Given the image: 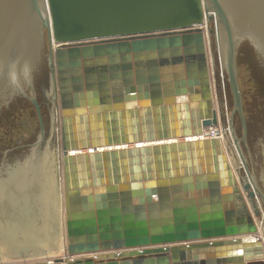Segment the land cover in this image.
Segmentation results:
<instances>
[{"label": "water", "instance_id": "1", "mask_svg": "<svg viewBox=\"0 0 264 264\" xmlns=\"http://www.w3.org/2000/svg\"><path fill=\"white\" fill-rule=\"evenodd\" d=\"M257 60L264 0H0V98L34 106L0 114V263L264 264Z\"/></svg>", "mask_w": 264, "mask_h": 264}, {"label": "flooded vegetation", "instance_id": "2", "mask_svg": "<svg viewBox=\"0 0 264 264\" xmlns=\"http://www.w3.org/2000/svg\"><path fill=\"white\" fill-rule=\"evenodd\" d=\"M40 63H41L40 66L38 67L37 71L33 75L32 93H33V95L37 101L39 109L41 110L42 118H43L44 110H46V113H47V124L43 121L44 131H45V124H46V126H47L46 128L48 129L47 131L52 133L51 110H50V101H51L50 73H51V68H50L49 64L47 63V51H45V53L43 54ZM258 63H259V61H258ZM259 67L264 74V66H262L259 63ZM25 93L27 95L30 93L29 87H27L25 89ZM23 103H26V104L28 103L29 105L34 107L28 100H26L22 95H20L18 93L14 94V97L12 96L10 101H4V100H2V98H0V114L2 115L4 112H8L12 106L20 105V104L22 105ZM247 137H248V130H247ZM50 139L52 140V134H51ZM247 145H249V137L247 138ZM30 146H33V145H30ZM22 149H23V146H17V147L12 148V151L9 150V151H6L5 153H3L2 158H1L2 161H0V172L5 169V166H7L6 162L9 161L6 158V156L8 155L7 152L17 154L18 153L17 151L22 150ZM15 158L18 159L19 155L13 156V158H10V160L15 159ZM16 159L14 161H16ZM13 163H15V162H13ZM13 163H9V164L13 165ZM0 206L2 207L1 208L2 210L8 209V207H9L8 204H4L2 202L0 203Z\"/></svg>", "mask_w": 264, "mask_h": 264}, {"label": "rangeland", "instance_id": "3", "mask_svg": "<svg viewBox=\"0 0 264 264\" xmlns=\"http://www.w3.org/2000/svg\"><path fill=\"white\" fill-rule=\"evenodd\" d=\"M211 74H212V82H214V74L211 72ZM213 90H214V92L216 91L215 90V85L213 84ZM215 96H216V94H215ZM215 99H216V97H215ZM224 104H225V106H224ZM214 106L216 107V108H218V106H217V104H216V100L214 101ZM223 106L224 107H227V105H226V100H225V93H223ZM227 124V123H226ZM218 135H220V131H221V127L219 128V126H218ZM220 129V130H219ZM55 141H56V157H57V163H58V161H59V156H58V154L59 153H61V150H60V146H61V141H60V131L59 132H56L55 131ZM59 148V150L60 151H58L57 149ZM262 225V223H261V221H260V223H259V226H261ZM61 243H62V237H61ZM62 249V248H61ZM51 258H57V257H47L46 259H43V258H39V259H31V260H22V261H15V262H8V263H10V264H15V263H18V264H22V262H27V263H31V261L32 262H35V263H37V262H40V261H47V259H51ZM8 263H0V264H8Z\"/></svg>", "mask_w": 264, "mask_h": 264}, {"label": "bare ground", "instance_id": "4", "mask_svg": "<svg viewBox=\"0 0 264 264\" xmlns=\"http://www.w3.org/2000/svg\"><path fill=\"white\" fill-rule=\"evenodd\" d=\"M224 106H225V104H224ZM217 132H218V129L215 130V128H214V129H209V131H207V133H205V134H206L207 138L212 137V138L218 139L219 137H221V132H220V135H218ZM60 157H61V154H60ZM245 238L250 240V241H252V239H254L253 237H245ZM130 251H135V250H130ZM5 263H8V262H5ZM24 263H27V262H22V264H24ZM8 264H10V263H8ZM15 264H18V263H15Z\"/></svg>", "mask_w": 264, "mask_h": 264}, {"label": "crops", "instance_id": "5", "mask_svg": "<svg viewBox=\"0 0 264 264\" xmlns=\"http://www.w3.org/2000/svg\"><path fill=\"white\" fill-rule=\"evenodd\" d=\"M211 158L214 159V153L212 152V149H211Z\"/></svg>", "mask_w": 264, "mask_h": 264}, {"label": "trees", "instance_id": "6", "mask_svg": "<svg viewBox=\"0 0 264 264\" xmlns=\"http://www.w3.org/2000/svg\"><path fill=\"white\" fill-rule=\"evenodd\" d=\"M239 63H240V61H239Z\"/></svg>", "mask_w": 264, "mask_h": 264}]
</instances>
